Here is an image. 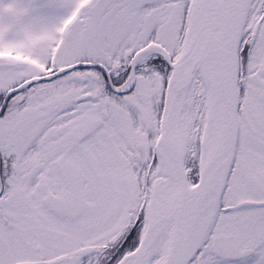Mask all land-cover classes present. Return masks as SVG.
I'll return each mask as SVG.
<instances>
[{"label": "snow or ice", "instance_id": "obj_1", "mask_svg": "<svg viewBox=\"0 0 264 264\" xmlns=\"http://www.w3.org/2000/svg\"><path fill=\"white\" fill-rule=\"evenodd\" d=\"M0 264H264V0H0Z\"/></svg>", "mask_w": 264, "mask_h": 264}]
</instances>
